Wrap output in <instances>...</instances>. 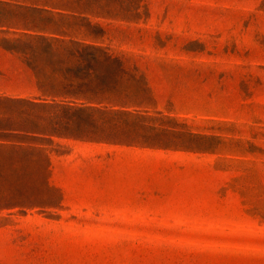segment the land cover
Segmentation results:
<instances>
[{"label":"rangeland","instance_id":"rangeland-1","mask_svg":"<svg viewBox=\"0 0 264 264\" xmlns=\"http://www.w3.org/2000/svg\"><path fill=\"white\" fill-rule=\"evenodd\" d=\"M101 6L93 23L137 80L121 86L155 101L126 123L30 112L79 138L39 136L41 170L0 171L47 201L0 210V264H264V0ZM45 23L0 13V25Z\"/></svg>","mask_w":264,"mask_h":264},{"label":"trees","instance_id":"trees-1","mask_svg":"<svg viewBox=\"0 0 264 264\" xmlns=\"http://www.w3.org/2000/svg\"><path fill=\"white\" fill-rule=\"evenodd\" d=\"M56 10L49 12L70 21V31L53 29L54 34L28 35L27 42L36 45L44 70L42 74L55 75L39 79L37 94L21 98L0 97V171L41 170L40 155L45 149L32 140L39 136L59 135L79 138L67 132L70 121L36 120L30 114L34 109L86 112L91 117H143L140 107L154 103L153 96L141 94L142 88L123 87L135 83L130 73V59L125 53L115 54L105 47V28L93 23V18L105 19L101 4L105 0H40ZM73 21H76V23ZM81 27L86 31L82 32ZM138 70L137 67L133 68ZM129 71V72H128ZM105 123V122H104ZM102 123V125H105ZM92 126H98L96 120ZM64 131V132H63ZM15 132V133H13ZM92 138V137H91ZM95 138V137H93ZM50 162L43 170H48ZM28 179L22 176L0 175V210L46 206L42 196L26 192Z\"/></svg>","mask_w":264,"mask_h":264},{"label":"crops","instance_id":"crops-1","mask_svg":"<svg viewBox=\"0 0 264 264\" xmlns=\"http://www.w3.org/2000/svg\"><path fill=\"white\" fill-rule=\"evenodd\" d=\"M56 10L47 6L40 0H0V13L20 14L46 23L41 27L35 25H0V97L21 98L29 94L16 92V88H3L5 85L36 84L39 82V74H42L44 67L38 56V47L27 42L28 35L54 34L53 29L69 32L70 21L67 18L55 16L50 11ZM7 29H21V32H10ZM41 27V28H40ZM105 28V27H104ZM14 36V37H11ZM35 79H28L30 76ZM6 110L0 109V115L6 114ZM15 133V132H13Z\"/></svg>","mask_w":264,"mask_h":264}]
</instances>
